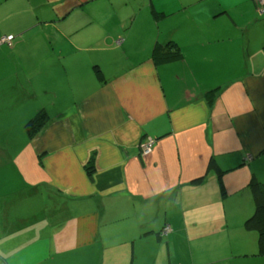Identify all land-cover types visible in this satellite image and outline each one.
I'll return each instance as SVG.
<instances>
[{
  "label": "crops",
  "instance_id": "crops-1",
  "mask_svg": "<svg viewBox=\"0 0 264 264\" xmlns=\"http://www.w3.org/2000/svg\"><path fill=\"white\" fill-rule=\"evenodd\" d=\"M14 2L0 18L17 72L0 81V173L12 172L0 184V264H141L159 257L166 225L171 241L222 235L250 180L264 182L257 0ZM168 41L179 57L156 61ZM40 110L48 120L29 138ZM243 230L232 246L249 236L244 255L264 264L257 233Z\"/></svg>",
  "mask_w": 264,
  "mask_h": 264
},
{
  "label": "rangeland",
  "instance_id": "rangeland-1",
  "mask_svg": "<svg viewBox=\"0 0 264 264\" xmlns=\"http://www.w3.org/2000/svg\"><path fill=\"white\" fill-rule=\"evenodd\" d=\"M16 0H13V2ZM11 3L9 6H4V4L0 5V18L1 16L6 15L9 10L17 8V3ZM20 9V8H19ZM21 12V11H19ZM6 13V14H5ZM27 14H31V11H28ZM5 23L4 25H6ZM12 31L13 25L9 27ZM14 34V33H13ZM8 46L2 44L0 46V81L13 80L16 75V71L14 70L13 61H9V59L14 56V53L7 52L6 50ZM1 87V86H0ZM10 87L3 86L1 87V91L5 92L9 90ZM2 92V93H3ZM2 152H0L1 156ZM5 155V154H4ZM6 156V155H5ZM8 160V159H7ZM6 160V162H7ZM0 164H2L0 158ZM6 169H12V166H8ZM9 171V170H7ZM6 174L4 172L0 173V184L4 181L8 182L10 176H12V172ZM1 179H4L1 181ZM250 190V189H249ZM251 191V190H250ZM0 193H8V191H0ZM245 195V193H244ZM254 212V202L252 193H246V196L243 197V193H241V215H239V209L233 210L230 208L221 219L220 225L224 226L222 231L219 230L222 235L218 236L216 239L212 240V243L207 241L197 242L194 241L190 243L187 240L186 233H181L179 238L174 240H168L167 237H161L160 241L163 243L162 247L160 246V255L156 259L152 256H148L146 259L142 261L141 264H260L257 258L245 256L246 252H250L251 246L253 248V242L249 243V236L244 238V241H241V247L232 246L235 238L230 235L238 234L241 230L244 232V222L245 220ZM227 224V225H226ZM218 228V227H217ZM226 232L229 233L225 234ZM225 236H224V234ZM245 233H254L256 232H246ZM224 238V240H223ZM224 242V245H222ZM256 244V243H255ZM240 245V244H238ZM151 246V245H150ZM258 246V243H257ZM241 255V259L237 256ZM230 258L229 261L218 262L221 259ZM208 260H214L212 262H208Z\"/></svg>",
  "mask_w": 264,
  "mask_h": 264
},
{
  "label": "trees",
  "instance_id": "trees-1",
  "mask_svg": "<svg viewBox=\"0 0 264 264\" xmlns=\"http://www.w3.org/2000/svg\"><path fill=\"white\" fill-rule=\"evenodd\" d=\"M155 17L163 16L162 13H157L153 10ZM14 38V36H13ZM180 52L176 43L168 41L165 44H159L154 47L153 57L159 62H169L179 57ZM216 89L208 91L206 97L212 101L216 95ZM48 120V115L44 110L38 111L25 125V132L29 138L35 136L45 125ZM208 169H214L218 182L221 187L224 170H222L214 160H211ZM94 172V166L89 162L88 175L91 177ZM202 178L196 179L194 182H201ZM249 187L252 193L254 202V212L245 220L244 227L248 231L257 233L258 254L264 255V182L252 178L249 182ZM163 237V236H161Z\"/></svg>",
  "mask_w": 264,
  "mask_h": 264
},
{
  "label": "built area",
  "instance_id": "built-area-1",
  "mask_svg": "<svg viewBox=\"0 0 264 264\" xmlns=\"http://www.w3.org/2000/svg\"><path fill=\"white\" fill-rule=\"evenodd\" d=\"M257 3L259 5L260 11L261 12L264 11V0H257ZM12 39H13L12 35L0 37V46L2 44H10ZM153 145H154V139L151 137L146 138L140 145V153L142 155L148 154L152 150ZM170 230H171L170 226L166 225L162 229L160 235L164 237L170 232Z\"/></svg>",
  "mask_w": 264,
  "mask_h": 264
},
{
  "label": "clouds",
  "instance_id": "clouds-1",
  "mask_svg": "<svg viewBox=\"0 0 264 264\" xmlns=\"http://www.w3.org/2000/svg\"><path fill=\"white\" fill-rule=\"evenodd\" d=\"M13 36V35H12Z\"/></svg>",
  "mask_w": 264,
  "mask_h": 264
}]
</instances>
